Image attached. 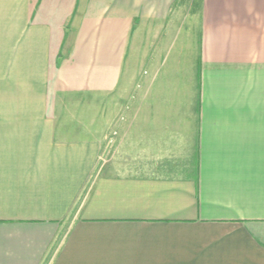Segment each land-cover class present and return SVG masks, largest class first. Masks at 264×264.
Segmentation results:
<instances>
[{"label": "crops", "instance_id": "crops-1", "mask_svg": "<svg viewBox=\"0 0 264 264\" xmlns=\"http://www.w3.org/2000/svg\"><path fill=\"white\" fill-rule=\"evenodd\" d=\"M0 264H264V0H0Z\"/></svg>", "mask_w": 264, "mask_h": 264}]
</instances>
